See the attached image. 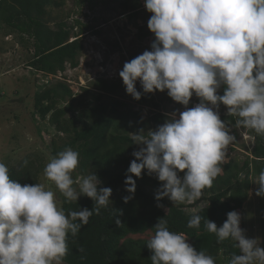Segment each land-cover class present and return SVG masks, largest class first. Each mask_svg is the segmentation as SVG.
Returning a JSON list of instances; mask_svg holds the SVG:
<instances>
[{"label": "clouds", "instance_id": "clouds-1", "mask_svg": "<svg viewBox=\"0 0 264 264\" xmlns=\"http://www.w3.org/2000/svg\"><path fill=\"white\" fill-rule=\"evenodd\" d=\"M144 8L154 37L150 50L125 62L119 76L133 99H141L139 81L144 94L166 91L185 110L169 114L154 130L130 133L142 147L133 152L125 179L129 195L123 200L134 197L133 177L146 171L161 182L157 202L166 197L174 205L191 204L224 171L228 146L236 140L220 118L221 105L227 116L236 118L237 129L264 136V0H144ZM193 95L199 103L188 107ZM78 165L79 152L66 147L43 169L67 202L81 196L94 202L92 210L66 214L50 187L21 185L0 162V264H62L68 234L75 237L94 213L111 204L112 190L100 186L95 172L74 178ZM253 183L258 186L255 195L264 198V170ZM240 222V214L231 211L222 226L209 219L204 225L218 242L230 239L239 250L230 264H264L260 238L247 237ZM200 224L201 216L193 215L187 227L198 229ZM152 229L146 244L151 264H216L187 242L186 233L169 230L165 218Z\"/></svg>", "mask_w": 264, "mask_h": 264}, {"label": "trees", "instance_id": "trees-1", "mask_svg": "<svg viewBox=\"0 0 264 264\" xmlns=\"http://www.w3.org/2000/svg\"><path fill=\"white\" fill-rule=\"evenodd\" d=\"M76 1L79 7L87 6L91 9L95 4V0ZM62 4L63 2L56 0H0V24L10 32L17 33L23 45L33 46V58L28 66L46 78H54L65 72L68 65L72 69L78 67L83 50L78 37L92 28L88 25L82 26L81 21L77 20L80 31L70 43L72 28L67 27L66 23L60 22L58 30H51L45 21L47 11ZM141 34L143 37L152 36L150 31ZM95 86L101 93L97 95L94 105L77 115L74 95L65 82L49 83L34 96L33 108L36 116L40 121L47 120V125L56 134L63 135V138H59L62 139V145L52 139L51 158L66 147H71L79 152V165L74 176L95 172L102 182L100 186L112 190L111 204L102 208L99 215L94 213L75 237L68 234V253L62 264H151L152 252L146 245L148 240H133L128 236L148 231L153 233L152 227L159 218L167 220L169 230L186 233L188 243L197 252L203 250L211 255L216 264H230L233 254H239V250L230 239L218 242L215 234L206 230L204 221L209 219L220 227L226 221L227 213L242 209L248 198L252 178L264 170V136H258L251 131L255 141L253 158L250 161L248 159L242 166L234 161L222 165L224 171L214 179L210 188L203 190L198 199L208 205L196 212L188 211L195 205H174L166 197L157 202L154 191L161 187V182L154 175L149 176L146 171L141 178L133 177L136 183L134 197L124 203L123 198L129 193L123 190L121 194L117 193L125 187L127 169L135 159L133 152L142 147L133 143L130 133L139 134L141 130L147 132L148 127L151 126L152 129V124L157 128L167 118L158 112L147 121L142 119L138 106L159 109L160 103L152 94H144L141 87L136 86L141 92L139 101L133 99L125 90V97L135 103V107L129 108L120 100L104 101V94L113 93L116 90L115 85L98 79ZM219 94H223V89ZM167 101L171 103L173 100L167 95ZM67 103L70 104L64 106ZM69 114H72L70 118L67 117ZM220 118L235 125V117ZM25 160L28 162L26 166ZM39 162L38 157H26L19 164L9 166L10 178L21 185L38 183V177L45 167ZM149 185L153 186V192L144 189ZM60 196L61 209L66 214L83 208L92 210L94 206V202L84 196L77 202H67L61 194ZM158 203L163 207H158ZM193 215L201 216L198 229L187 227V222ZM260 216L264 248V199L260 203Z\"/></svg>", "mask_w": 264, "mask_h": 264}, {"label": "rangeland", "instance_id": "rangeland-1", "mask_svg": "<svg viewBox=\"0 0 264 264\" xmlns=\"http://www.w3.org/2000/svg\"><path fill=\"white\" fill-rule=\"evenodd\" d=\"M56 1L63 4L58 8H49L45 17L47 26L51 30H58L60 22L66 23L67 27L72 28L70 43L75 40L74 35H78L80 31L76 24L77 20L81 21L82 26L88 25L92 28L78 37L83 46L78 67L72 69L68 65L66 71L55 78H46L34 72L28 66L33 58V46L23 45L17 33L10 32L0 24V162L7 167L19 164L26 157H38L46 166L51 159L52 139L58 141L59 145L63 144L62 139H59L63 138V135L56 134L55 130L47 125V120L40 121L33 108L36 92L49 83L65 82L71 88L75 98V115L94 105L97 95L101 93L95 86L98 79L116 86L113 93L104 94V101L120 100L129 108L135 107V103L125 97L119 72L125 62L145 50H150L154 37H143L141 34L149 31L147 22L150 14L144 8V0H95L92 9L87 6L79 7L76 0ZM136 86L141 87L139 81ZM152 95L160 103L159 109L137 107L141 110V117L145 121L154 113H162L167 118L173 112L178 114L185 110L182 105L174 101L168 102L166 91L163 93L157 91ZM197 101L198 98L193 95L188 107L190 105L193 107L198 103ZM68 104L70 103L64 106ZM226 113L227 108L220 106V117H227ZM71 115L67 117L70 118ZM226 123L236 137V140L228 146L227 163L234 161L242 166L248 159L250 161L253 158L252 150L255 146L253 135L250 130L237 129L229 121ZM152 129H155L154 124ZM255 178H252L248 198L238 213L241 216V229L249 238H260L262 247L260 203L264 198L255 195L258 187L253 183ZM38 183H43L46 188L50 187L56 192L58 206L61 208L60 193L44 177L43 172L38 177ZM125 188L126 186L122 187L117 194H121L122 190L127 192ZM144 189L148 192L154 191L152 185ZM154 192L156 194L157 191ZM167 200L170 201L168 198ZM184 204L195 205L188 210L193 212L208 205L199 200ZM152 234L148 231L144 234L130 235L128 238L148 240Z\"/></svg>", "mask_w": 264, "mask_h": 264}]
</instances>
